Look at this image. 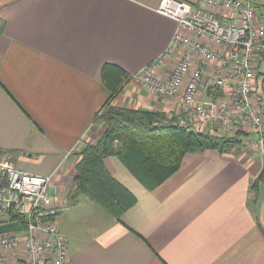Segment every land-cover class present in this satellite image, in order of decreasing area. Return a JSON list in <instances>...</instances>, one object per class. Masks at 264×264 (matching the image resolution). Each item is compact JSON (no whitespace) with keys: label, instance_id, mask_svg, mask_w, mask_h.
<instances>
[{"label":"crops","instance_id":"obj_1","mask_svg":"<svg viewBox=\"0 0 264 264\" xmlns=\"http://www.w3.org/2000/svg\"><path fill=\"white\" fill-rule=\"evenodd\" d=\"M160 1L0 0V152L20 171L53 177L69 264H264V186L252 189L264 151L186 153L153 189L119 157H107L105 171L135 200L117 217L76 193L79 152L103 131L94 124L109 97L102 67L131 77L170 48L177 24L157 12ZM255 7L259 14L264 0ZM179 52L154 75L171 71ZM257 74L261 96L264 58ZM113 105L168 118L177 112L173 100L136 80ZM15 254H6L8 264H20Z\"/></svg>","mask_w":264,"mask_h":264},{"label":"built area","instance_id":"obj_2","mask_svg":"<svg viewBox=\"0 0 264 264\" xmlns=\"http://www.w3.org/2000/svg\"><path fill=\"white\" fill-rule=\"evenodd\" d=\"M260 1L161 0L157 12L177 24L172 43L130 80L173 100L180 127L218 138L244 134L243 145L262 153L264 104L255 83L257 63L264 58V23L255 7ZM177 50L172 70L155 76ZM51 188L56 190L52 176L20 171L9 153L0 152V221L17 216L24 223L20 232L0 235V264H8L6 254L12 252L19 253L20 264H69Z\"/></svg>","mask_w":264,"mask_h":264},{"label":"trees","instance_id":"obj_3","mask_svg":"<svg viewBox=\"0 0 264 264\" xmlns=\"http://www.w3.org/2000/svg\"><path fill=\"white\" fill-rule=\"evenodd\" d=\"M260 75L264 104V74ZM101 80L109 97L94 117V123H102L105 129L94 144L81 148L74 183L78 195L86 196L108 214L119 216L135 200L122 192L120 185L105 171L103 160L107 157H119L146 187L153 189L179 169L186 153L205 150L229 153L243 147L244 134L211 137L180 127L176 118H168L160 112L114 106V99L130 80L119 66L105 64ZM259 185L264 186V169L252 189L256 191ZM7 221H18L24 228L23 220L17 216Z\"/></svg>","mask_w":264,"mask_h":264},{"label":"water","instance_id":"obj_4","mask_svg":"<svg viewBox=\"0 0 264 264\" xmlns=\"http://www.w3.org/2000/svg\"><path fill=\"white\" fill-rule=\"evenodd\" d=\"M21 230L22 227L18 221L0 223V235L12 232H20Z\"/></svg>","mask_w":264,"mask_h":264},{"label":"rangeland","instance_id":"obj_5","mask_svg":"<svg viewBox=\"0 0 264 264\" xmlns=\"http://www.w3.org/2000/svg\"><path fill=\"white\" fill-rule=\"evenodd\" d=\"M258 18L260 19V21L262 22V23H264V7H261L260 8V12H259V14H258ZM94 124H96V125H98V127H100V129L102 130V128H103V131H104V129H105V126L102 124V123H94ZM103 131L100 133L101 135L103 134Z\"/></svg>","mask_w":264,"mask_h":264}]
</instances>
